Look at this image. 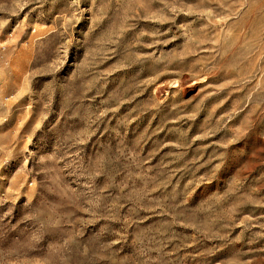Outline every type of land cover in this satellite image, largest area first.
<instances>
[{"label":"rangeland","instance_id":"374dc122","mask_svg":"<svg viewBox=\"0 0 264 264\" xmlns=\"http://www.w3.org/2000/svg\"><path fill=\"white\" fill-rule=\"evenodd\" d=\"M0 264H264V0H0Z\"/></svg>","mask_w":264,"mask_h":264}]
</instances>
